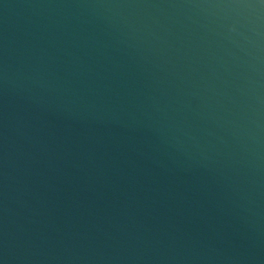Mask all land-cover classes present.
Masks as SVG:
<instances>
[{
  "label": "water",
  "instance_id": "1",
  "mask_svg": "<svg viewBox=\"0 0 264 264\" xmlns=\"http://www.w3.org/2000/svg\"><path fill=\"white\" fill-rule=\"evenodd\" d=\"M0 264H264V0H0Z\"/></svg>",
  "mask_w": 264,
  "mask_h": 264
}]
</instances>
